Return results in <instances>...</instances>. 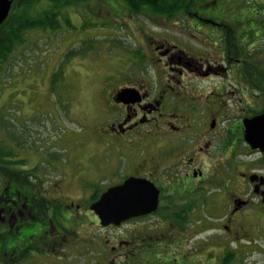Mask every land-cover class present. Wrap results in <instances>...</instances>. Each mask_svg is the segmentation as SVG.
I'll list each match as a JSON object with an SVG mask.
<instances>
[{
	"label": "flooded vegetation",
	"instance_id": "af4514ba",
	"mask_svg": "<svg viewBox=\"0 0 264 264\" xmlns=\"http://www.w3.org/2000/svg\"><path fill=\"white\" fill-rule=\"evenodd\" d=\"M228 6L217 0L191 10L167 33L147 16H131L139 20L137 44L109 76L96 130L125 154L90 153L77 169L62 162L34 173L37 162L14 139L20 170L0 167V264H140V255L162 261L170 247L190 264H207L210 231L233 246L222 258L234 264L264 255V150L246 126L264 115V88ZM149 143L151 153L140 148ZM130 178L160 189L158 210L103 224L93 204ZM177 194L186 200L171 199ZM172 214L186 227L174 228ZM155 216L151 231L141 228Z\"/></svg>",
	"mask_w": 264,
	"mask_h": 264
},
{
	"label": "rangeland",
	"instance_id": "374dc122",
	"mask_svg": "<svg viewBox=\"0 0 264 264\" xmlns=\"http://www.w3.org/2000/svg\"><path fill=\"white\" fill-rule=\"evenodd\" d=\"M220 2L229 4L230 10L235 12L232 27L238 43L245 47L247 54L256 57L257 66H261L264 62V0ZM39 3L42 4H36L30 11L33 17L39 18L45 10L49 11L57 15L60 27L27 32L25 44L1 66L0 147L3 154L0 167L20 170L13 162L16 138L25 146L23 154L37 162L34 173L62 162L77 169V161L90 153L107 157L125 154L121 145L97 138L96 130L106 117L102 97L109 89V76L114 68H124L123 51L136 47L139 35L132 31L136 32L134 24L139 20L123 12L124 0H90L63 8L61 4L55 7L56 3L51 1ZM148 25L158 33H167L176 24L163 19ZM143 147L150 153L153 150L151 143L140 145ZM185 200L186 197H182L175 202ZM159 220L155 216L140 226L151 231L153 223ZM124 229L115 232L123 234ZM207 238L208 264H216L224 251L233 248L221 241L219 234L212 236L210 231ZM251 256L244 258L245 264H264L263 254Z\"/></svg>",
	"mask_w": 264,
	"mask_h": 264
},
{
	"label": "trees",
	"instance_id": "16d2710c",
	"mask_svg": "<svg viewBox=\"0 0 264 264\" xmlns=\"http://www.w3.org/2000/svg\"><path fill=\"white\" fill-rule=\"evenodd\" d=\"M51 1L55 2L60 8L66 5H75L80 2L89 3L90 0H16L8 19L0 25V71L1 66L8 62L12 53L21 45L25 44V35L32 30H47L48 28L56 29L60 27L57 21L56 14L49 11L44 13L39 18H34L30 11L36 7L39 2ZM96 1V0H94ZM104 1V0H100ZM217 0H124L125 9L123 12L135 16H147L160 23L163 19L170 23L176 24L177 20H185L186 14L191 10L200 9L199 7L211 5ZM37 4V5H36ZM229 7V6H228ZM258 66V84L257 86L264 88V62ZM60 68L55 72V77L59 75ZM57 78V77H56ZM1 123V120H0ZM185 196L173 197L175 201ZM177 211V209H175ZM174 228L183 229L186 224L180 222L178 214H172ZM208 259V257H207ZM232 256L227 254L224 258L219 259L216 264H232ZM140 264H190L184 254H179L174 248L170 247L169 253L162 257V261L155 262L147 255H140ZM208 264V261H207Z\"/></svg>",
	"mask_w": 264,
	"mask_h": 264
},
{
	"label": "water",
	"instance_id": "95a60500",
	"mask_svg": "<svg viewBox=\"0 0 264 264\" xmlns=\"http://www.w3.org/2000/svg\"><path fill=\"white\" fill-rule=\"evenodd\" d=\"M14 1L0 0V25L9 17ZM125 95L126 91H122L119 100ZM246 126L248 140L264 150V115L247 120ZM152 187L154 184L147 180L130 178L103 193L92 209L105 225H120L134 217L148 216L158 210L160 202V189H150Z\"/></svg>",
	"mask_w": 264,
	"mask_h": 264
},
{
	"label": "bare ground",
	"instance_id": "6f19581e",
	"mask_svg": "<svg viewBox=\"0 0 264 264\" xmlns=\"http://www.w3.org/2000/svg\"><path fill=\"white\" fill-rule=\"evenodd\" d=\"M21 138V137H20ZM24 140V139H23ZM35 179V178H34Z\"/></svg>",
	"mask_w": 264,
	"mask_h": 264
}]
</instances>
